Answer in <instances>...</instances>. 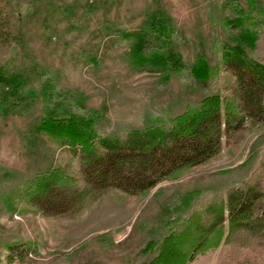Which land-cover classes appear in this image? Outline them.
Wrapping results in <instances>:
<instances>
[{"label": "rangeland", "instance_id": "1", "mask_svg": "<svg viewBox=\"0 0 264 264\" xmlns=\"http://www.w3.org/2000/svg\"><path fill=\"white\" fill-rule=\"evenodd\" d=\"M262 7L264 8V0ZM13 35L29 34L22 44L0 45V66L27 68L39 64L56 87L68 91L70 100H84L102 115L97 122L100 136L142 130L169 120L187 105H196L210 89L188 73L168 83L157 74L139 72L128 64L126 46L107 31L136 30L144 13L161 6L173 19L178 49L190 66L199 55L220 64L221 48L233 28L237 10L247 9L246 0H0ZM53 5L57 7L53 8ZM63 10V11H62ZM47 16V34L37 23L25 27L32 12ZM61 11V13H60ZM28 22V21H27ZM39 24V23H38ZM25 35V34H24ZM222 97H229L236 78L220 68ZM29 116L0 118V264H142L153 254L149 242L167 234L165 211L185 194L198 190L224 192L254 169L252 159L264 153V127L254 126L241 149L231 154L222 149L208 161L168 178L142 196H104L81 217L52 222L41 208L23 202L8 205L12 192L48 169L60 167L79 177L77 154L60 148L43 136L33 143L26 134L40 106ZM40 113V112H39ZM15 209V210H14Z\"/></svg>", "mask_w": 264, "mask_h": 264}, {"label": "trees", "instance_id": "2", "mask_svg": "<svg viewBox=\"0 0 264 264\" xmlns=\"http://www.w3.org/2000/svg\"><path fill=\"white\" fill-rule=\"evenodd\" d=\"M246 3L247 9H238L231 22L220 64L211 65L202 54L188 66L178 49L173 19L159 5L144 13L136 30L107 31L126 46V60L137 71L157 74L163 84L188 73L210 89L169 125L158 118L156 125L142 130L100 136L99 110L79 113L84 100H70L68 91L58 89L56 73L50 75L37 63L0 66V118L29 116L40 106L26 141L45 136L77 154L80 164L79 177L60 167L35 175L12 192L8 205H34L52 222L79 218L104 196L140 197L222 149L237 153L254 126L264 127V8L261 0ZM3 4L0 45L10 39L22 44L30 34L22 29L13 35ZM28 17L25 27L33 19L41 35L48 33L47 16L34 11ZM221 67L236 78L227 98L220 94ZM252 162L250 175L224 192L193 191L166 209L174 220L167 222V234L147 244L153 255L142 264H264V153Z\"/></svg>", "mask_w": 264, "mask_h": 264}]
</instances>
